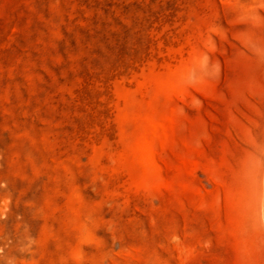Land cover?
<instances>
[{"label": "rangeland", "instance_id": "rangeland-1", "mask_svg": "<svg viewBox=\"0 0 264 264\" xmlns=\"http://www.w3.org/2000/svg\"><path fill=\"white\" fill-rule=\"evenodd\" d=\"M263 184L264 0H0V264H264Z\"/></svg>", "mask_w": 264, "mask_h": 264}, {"label": "bare ground", "instance_id": "bare-ground-1", "mask_svg": "<svg viewBox=\"0 0 264 264\" xmlns=\"http://www.w3.org/2000/svg\"><path fill=\"white\" fill-rule=\"evenodd\" d=\"M261 201H262V207H263V212H264V184H263V188H262V191H261ZM262 212V213H263ZM263 217H264V213H263Z\"/></svg>", "mask_w": 264, "mask_h": 264}]
</instances>
